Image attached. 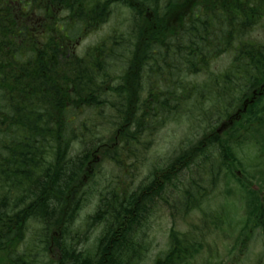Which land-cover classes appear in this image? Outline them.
<instances>
[{
    "label": "trees",
    "instance_id": "trees-1",
    "mask_svg": "<svg viewBox=\"0 0 264 264\" xmlns=\"http://www.w3.org/2000/svg\"><path fill=\"white\" fill-rule=\"evenodd\" d=\"M115 3L132 14L127 33L113 32L110 43L101 39L78 53L80 39L105 23ZM263 25L264 0H0V264H144L155 198L171 188L178 196L164 202L173 210L183 206L177 216L205 214L212 191L203 185L217 180L212 168L201 174L203 185L200 178L182 188L174 179L214 154L241 191L238 240L246 246L254 231L264 236V176L235 174L241 166L235 149L250 131L260 132L264 145V93H251L264 84V39L254 34ZM222 57L228 64L214 72ZM199 75L201 82L189 80ZM245 100V112L229 126ZM206 103L214 124L166 168L153 169L132 190L118 189L114 180L99 189L87 219L102 234L94 253H84L79 246L87 234L71 236L69 227L82 208L91 166L131 165L145 149L141 135L157 120L185 104L203 110ZM35 220V244L22 246ZM205 239L199 225L187 232L171 227L166 249L151 264H191ZM53 249L57 261H44Z\"/></svg>",
    "mask_w": 264,
    "mask_h": 264
},
{
    "label": "rangeland",
    "instance_id": "rangeland-1",
    "mask_svg": "<svg viewBox=\"0 0 264 264\" xmlns=\"http://www.w3.org/2000/svg\"><path fill=\"white\" fill-rule=\"evenodd\" d=\"M121 4H112L109 16L105 23H103L96 31L84 35L77 45L78 53H83L85 50L93 44L99 42L101 39L106 40L108 43L111 41V35L127 33L129 25L133 22L132 14L126 7H121ZM134 23V22H133ZM255 36L264 39V25L257 27ZM229 59L222 57L218 61H214L212 64V70L218 72L226 67ZM204 79L203 75L198 77L189 78L194 83L201 82ZM209 104L203 105V110H196L192 104H185L183 110L174 115L170 114L162 123L155 122L156 125L151 126L150 129L145 130L141 135L140 141L144 143L145 149L140 150L138 154L133 158L131 165L125 168L115 167L108 160L101 163H95L91 167L92 178L86 186L85 199L82 201V208L79 211L78 219L74 225L69 227L71 236H75L76 233L79 236L87 234L86 240L81 244L80 249L85 253H94L96 248V239L101 235V225H92L87 216L90 215L97 207L99 199V189L103 186L111 184L114 180V186L118 189L127 186L128 190H132L133 187L139 185L145 181L146 177L150 175V172L156 168H166L165 165L176 156L182 148L188 147L189 143L195 142L200 139L208 125L214 124L212 121L211 111L212 107ZM209 108V109H208ZM207 109V110H206ZM205 110V111H204ZM108 129L107 123L102 128ZM110 132H114L113 129H109ZM248 142L235 149V155L241 162V166L237 167L238 172L236 175L238 178H245L248 176L260 177L264 176V161L262 151V141L258 135H261L257 130L250 131ZM110 134H106V140ZM76 147L74 150H76ZM264 148V147H263ZM71 149L68 152L73 154ZM79 151V150H78ZM211 162L205 165L200 162L192 164L188 169H184L183 172L174 179L180 181L182 188L191 184V180H198L202 178L200 184L204 183L203 172L206 169L212 168L214 178H217L216 184L212 186L210 183H206L203 186H207L212 191L210 201L205 210V214H201L199 211H194L185 218L182 215L177 216L176 212L183 210V206H176L175 209L169 208L168 204L164 203V206L156 202L153 213L148 219L147 240L148 252L147 258L144 264H151V260L161 251L165 250L168 244V235L171 227H174L179 231H190L193 226H201L204 236H206L203 250L199 255L192 260L191 264H264V236L260 231H254L251 238L247 241L246 246L239 241L241 234V223L244 218V204L241 199V191L238 189V183L236 178L229 180L225 176L223 165L220 162V157L217 154L211 156ZM160 168V169H162ZM219 168V170H217ZM132 172V173H129ZM217 172V173H216ZM88 179V180H89ZM87 180V181H88ZM197 181V182H198ZM199 183V182H198ZM211 185V187H210ZM194 186V185H193ZM212 188V189H211ZM3 188L0 185V201L3 196ZM105 192V190H103ZM166 200L169 204L175 202L178 196V192L174 189L168 188L165 193ZM12 197L15 196L11 195ZM4 197V196H3ZM169 208V209H168ZM217 210V211H216ZM176 217H172V214ZM226 218V223L222 218ZM228 217V218H227ZM218 218L222 221L219 226H216ZM90 222L93 228H88L86 233V222ZM205 220V221H203ZM36 221V220H35ZM30 221L25 234L24 242L22 244H29L30 248L35 244L37 232H39L40 223L38 221ZM203 221V222H202ZM214 221V223H213ZM70 235V233H69ZM68 235V238H69ZM239 236V237H238ZM28 246V247H29ZM55 253V254H53ZM43 257V255H42ZM53 258L57 261L58 254L54 249L47 253L44 261Z\"/></svg>",
    "mask_w": 264,
    "mask_h": 264
},
{
    "label": "flooded vegetation",
    "instance_id": "flooded-vegetation-1",
    "mask_svg": "<svg viewBox=\"0 0 264 264\" xmlns=\"http://www.w3.org/2000/svg\"><path fill=\"white\" fill-rule=\"evenodd\" d=\"M39 20V19H38ZM262 90V89H261ZM264 91V90H263ZM252 94H253V91L251 92ZM261 94H263V92H260V95ZM258 95V94H257ZM255 97H256V95H255ZM167 192V190L165 189V191H163L161 194H163V195H161V197L159 198V199H156L155 198V204H156V202L157 203H159V204H161L162 206H164V199H165V197H166V195L167 194H165ZM167 206H169V205H167Z\"/></svg>",
    "mask_w": 264,
    "mask_h": 264
},
{
    "label": "water",
    "instance_id": "water-1",
    "mask_svg": "<svg viewBox=\"0 0 264 264\" xmlns=\"http://www.w3.org/2000/svg\"><path fill=\"white\" fill-rule=\"evenodd\" d=\"M244 109H245V106H244Z\"/></svg>",
    "mask_w": 264,
    "mask_h": 264
},
{
    "label": "bare ground",
    "instance_id": "bare-ground-1",
    "mask_svg": "<svg viewBox=\"0 0 264 264\" xmlns=\"http://www.w3.org/2000/svg\"><path fill=\"white\" fill-rule=\"evenodd\" d=\"M173 208V207H172Z\"/></svg>",
    "mask_w": 264,
    "mask_h": 264
}]
</instances>
